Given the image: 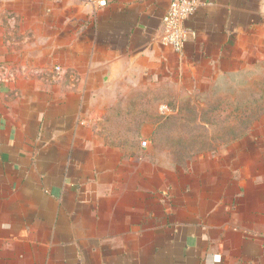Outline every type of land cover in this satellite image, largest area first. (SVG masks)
Returning <instances> with one entry per match:
<instances>
[{
  "label": "crops",
  "instance_id": "obj_1",
  "mask_svg": "<svg viewBox=\"0 0 264 264\" xmlns=\"http://www.w3.org/2000/svg\"><path fill=\"white\" fill-rule=\"evenodd\" d=\"M199 1L176 53L169 0H0V264H264V148L182 169L101 143L166 86L262 76L264 0Z\"/></svg>",
  "mask_w": 264,
  "mask_h": 264
},
{
  "label": "rangeland",
  "instance_id": "obj_2",
  "mask_svg": "<svg viewBox=\"0 0 264 264\" xmlns=\"http://www.w3.org/2000/svg\"><path fill=\"white\" fill-rule=\"evenodd\" d=\"M263 74L264 71L248 84L244 79L245 83L239 86L235 80H221L215 91L203 93L189 92L186 88L177 93V88L166 86L163 94L149 95L147 111H126L116 124H102L101 143L142 156V161L150 166L182 169L194 156L207 152L236 150L243 145L247 146L245 149H263L264 141L258 142L253 137L264 135ZM161 107L166 109L160 110ZM140 116L148 119L149 130L124 125ZM143 141L145 148L141 146Z\"/></svg>",
  "mask_w": 264,
  "mask_h": 264
},
{
  "label": "built area",
  "instance_id": "obj_3",
  "mask_svg": "<svg viewBox=\"0 0 264 264\" xmlns=\"http://www.w3.org/2000/svg\"><path fill=\"white\" fill-rule=\"evenodd\" d=\"M96 2L98 7H105L106 0H91ZM199 0H169L168 9L162 19L164 34L162 41L174 52L181 53L187 42L190 32L185 27V22L198 9ZM166 107H161L164 110ZM142 148L146 147V141L141 143Z\"/></svg>",
  "mask_w": 264,
  "mask_h": 264
}]
</instances>
